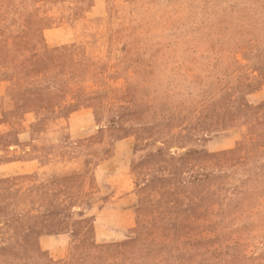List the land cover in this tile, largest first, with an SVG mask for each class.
I'll list each match as a JSON object with an SVG mask.
<instances>
[{
  "label": "rangeland",
  "instance_id": "rangeland-1",
  "mask_svg": "<svg viewBox=\"0 0 264 264\" xmlns=\"http://www.w3.org/2000/svg\"><path fill=\"white\" fill-rule=\"evenodd\" d=\"M117 16L0 0V264H264V0Z\"/></svg>",
  "mask_w": 264,
  "mask_h": 264
},
{
  "label": "crops",
  "instance_id": "crops-1",
  "mask_svg": "<svg viewBox=\"0 0 264 264\" xmlns=\"http://www.w3.org/2000/svg\"><path fill=\"white\" fill-rule=\"evenodd\" d=\"M132 1L133 0H119V16H117L116 17V19H115V22H113V24L110 26V29H115V30H118L119 29V27H121L122 25H123V23L121 22V19H120V13L124 10V8H125V6H131V4H132ZM59 4V6H60V2L58 3ZM63 5V4H62ZM100 12V11H99ZM104 32V31H103ZM102 33V32H101ZM94 40V39H93ZM103 42H105L104 40H103ZM84 44H85V46L87 47V48H89V47H91V41H89V42H84ZM88 44V45H87ZM62 117H60V118H51V119H48L46 122H45V124H46V126H52V125H54V124H57V123H62V119H61ZM46 130V129H45ZM45 130H42V131H40V133H41V135H43L44 133H45ZM72 161L71 162H69V164H68V166H67V169H71L70 170V172H72V173H76V172H78L79 170H77V169H75V167L73 166V163L75 162V161H77L78 159L76 158V157H73L72 159H71ZM54 162H55V160L54 159H51V161H49V163H46L45 165H41L40 167H39V171H41V172H44V171H50V173H51V175L52 176H54L55 175V173L57 172V175L59 174V171L58 170H55L56 169V167L55 168H52L53 166H54ZM72 165V166H71ZM115 179H116V182H115V184H113V186H112V189H111V197H110V199H111V201L110 202H115L114 200H112V199H115L116 197H118L119 196V173H117L116 175H115V177H114ZM113 194H115V195H113ZM116 214H119V212H117ZM118 217V216H117Z\"/></svg>",
  "mask_w": 264,
  "mask_h": 264
}]
</instances>
